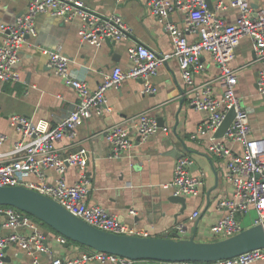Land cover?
Instances as JSON below:
<instances>
[{"label":"built area","instance_id":"built-area-1","mask_svg":"<svg viewBox=\"0 0 264 264\" xmlns=\"http://www.w3.org/2000/svg\"><path fill=\"white\" fill-rule=\"evenodd\" d=\"M24 10L14 22L1 23L0 31V80L14 81L19 78L16 65L20 58V49L26 36H35L36 18L40 13L70 20L79 17L81 24L77 30L81 41L96 47L107 38L120 41L130 37L131 27L117 13L102 14L87 7L81 0H25ZM238 9L234 21L228 22L220 10L228 6ZM147 6L167 31L172 54L176 57L182 81L191 93L189 104L208 113L206 121L190 132L194 139L216 130L227 111L233 107L235 116L222 137L241 145L237 151L224 145L221 139L211 136L208 150L211 153L227 155L225 177L232 187V194L217 200V208L223 210L222 216L211 225L213 237H227L244 228L240 216L254 208L257 216L254 223H264V137H251V127L247 110L241 106L235 94L237 76L228 62L235 56V47L247 36L256 59L260 63L256 83L258 91L264 93V10L255 11L248 0H231L229 3L218 1L210 8L206 0H148ZM184 12L179 24L169 19L175 10ZM192 33L195 38L189 39ZM42 48V47H41ZM43 49V48H42ZM49 53L47 65L64 82L73 87L78 100L58 122L49 126L45 121H33L26 115L13 113L9 116L12 125L20 133L11 149L4 151L2 146L7 134L0 131V185H25L52 198L72 214L100 229L115 233H133L147 235V232L134 225L121 221L115 214L99 204H87L85 198L89 191L90 175L87 171L89 152L86 147L66 154L55 148V143L63 136L74 137L77 127L92 115H101L111 110L106 91L109 87H119L127 78L141 81V92L151 94L157 90L153 76L157 67L169 54H158L146 44L135 41L127 47L131 64L122 68L114 65L102 73V80L95 89H90L87 81L71 75L69 59L56 46ZM207 51L219 67V81L222 93L212 94L210 82L195 84L194 76L205 67L201 53ZM159 128L157 119L146 111L130 118L129 125L114 123L104 130V137L110 146L109 156L119 157L122 151L132 144L131 133L145 140ZM194 159L189 154H180L173 165L172 178L168 185L173 194L196 195L200 192L203 179L191 172ZM68 166L77 169L78 177L68 183L65 170ZM54 168L57 172L53 181L45 179V169ZM33 174L35 179L25 176ZM135 215L136 210L130 209ZM196 209L189 218H194ZM0 214L4 215V226L8 229L0 235V264H5L4 250L16 245L32 257L34 264H94L109 262L112 264H139L140 260L117 254L90 249L78 256H54L42 262L38 256L50 251L43 231L36 221L26 212L10 205H0ZM253 223V224H254ZM175 236L184 233V223L174 225ZM61 243L66 241L58 236ZM264 260V246L250 249L235 256L213 260H181L175 264H251Z\"/></svg>","mask_w":264,"mask_h":264},{"label":"crops","instance_id":"crops-1","mask_svg":"<svg viewBox=\"0 0 264 264\" xmlns=\"http://www.w3.org/2000/svg\"><path fill=\"white\" fill-rule=\"evenodd\" d=\"M81 1L99 13L120 14L131 27L130 37L113 43L103 41L96 47L79 39V17L65 20L40 13L36 18V35L26 36L20 49L16 65L19 78L14 81L0 80V131L7 134L2 149H11L13 142L20 137L16 126L10 122L11 114H23L33 121L43 120L51 127L78 100L75 89L47 65L49 53L43 49L52 50L59 46L69 59L71 75L86 80L89 88L95 89L102 80L103 72L114 65L128 67L131 59L127 47L135 41L142 42L158 54H169L158 65L153 76L157 90L151 94L142 93L138 78H127L119 87H109L106 95L111 110L86 118L77 127L74 137L63 136L55 143V148L62 154L79 146L88 149L90 186L85 198L87 204L106 207L121 221L146 231L147 235H166L171 231L175 235L174 225L183 222L185 232L177 237L195 235L198 240L217 239L210 229L223 214V210L217 208V200L230 196L232 187L224 174L227 155L211 153L208 144L213 136L221 139L226 147L237 151L241 150V145L222 136H215L216 130L190 138V132L206 121L208 113L205 109H197L189 104L191 93L182 81L176 57L171 55L170 37L161 21L150 13L148 0ZM218 1L229 3L231 0H206L212 8ZM248 1L255 11L264 10V0ZM25 4V0H0V24L14 22L24 10ZM220 14L228 22H232L237 17L238 9L229 5L221 9ZM183 15L184 12L178 9L170 14L169 19L180 24ZM188 38L193 39L195 36L190 33ZM1 40L0 31V42ZM201 60L205 69L195 74V84L210 82L212 94L221 95L218 65L207 51L201 53ZM228 65L237 76L234 91L241 106L247 110L250 136L264 137V93L258 91L256 83L260 63L249 37L245 36L240 40L235 47V56ZM143 111L154 116L157 121L161 118L163 125L145 140H140L131 133L132 144L122 151L121 156H109L110 146L104 137V130L114 123L129 125L130 118ZM183 153L193 157L191 172L201 176L204 182L198 194L184 195L185 205L181 210L180 202L169 199L173 192L168 183L172 178L174 162ZM56 175L54 168L45 169V179L48 182L53 181ZM77 177V169L68 166L65 170L67 182L71 183ZM35 178L33 174L25 176L27 180ZM130 209L136 210V214H131ZM196 209L199 211L198 215L189 218ZM256 216V210L251 208L240 216V220L246 227L254 223ZM3 223L4 215L0 214V235L8 231ZM36 223L43 231L50 248L49 252L38 256L42 262L54 256H78L92 249L67 238L61 243L58 236L62 234L55 233L38 221ZM4 261L5 264H34L30 255L12 244L4 250ZM251 264H264V260L258 259Z\"/></svg>","mask_w":264,"mask_h":264},{"label":"water","instance_id":"water-1","mask_svg":"<svg viewBox=\"0 0 264 264\" xmlns=\"http://www.w3.org/2000/svg\"><path fill=\"white\" fill-rule=\"evenodd\" d=\"M105 41L114 42L109 38ZM234 116L235 111L231 107L216 128L214 135H224ZM158 120V125L162 126V119ZM169 199L180 202L181 210H183L184 195L172 194ZM0 205L14 206L35 216L67 240L77 241L95 250L140 260V264H155V261L166 263L181 260H213L235 256L264 246V223L262 222L246 226L230 236L211 240H198L195 235L190 237L154 236L106 231L72 214L52 198L20 184L0 185Z\"/></svg>","mask_w":264,"mask_h":264},{"label":"trees","instance_id":"trees-1","mask_svg":"<svg viewBox=\"0 0 264 264\" xmlns=\"http://www.w3.org/2000/svg\"><path fill=\"white\" fill-rule=\"evenodd\" d=\"M29 214V213H28ZM34 220L40 222L42 225H45L46 227H48L50 230L54 231L55 233H58L56 230H54L52 227H50L49 225L45 224L44 222H42L41 220H39L38 218H36L35 216L29 214ZM164 236H175L172 234V231L169 232V233H166V235ZM214 239V238H213ZM155 264H160V262L158 261H155Z\"/></svg>","mask_w":264,"mask_h":264}]
</instances>
